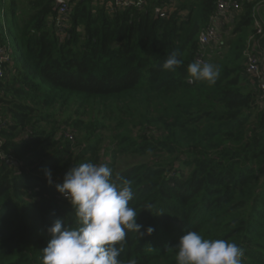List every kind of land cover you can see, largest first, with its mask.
Listing matches in <instances>:
<instances>
[{
	"label": "trees",
	"instance_id": "trees-1",
	"mask_svg": "<svg viewBox=\"0 0 264 264\" xmlns=\"http://www.w3.org/2000/svg\"><path fill=\"white\" fill-rule=\"evenodd\" d=\"M112 2L69 0L60 32L55 0H0V43L12 54L0 137L16 160L0 159V264H42L53 222L76 226L56 185L84 162L107 164L117 184L131 181L129 206L142 227L126 230L121 264H177L171 247L187 231L236 243L241 264H264V109L256 79L243 73L257 1L242 3L230 40L220 43L225 51L206 47L208 63L220 69L214 84L190 80L187 67L216 0H184L164 18L152 2L109 11ZM259 24L252 47L264 51ZM173 52L182 64L163 69ZM88 108V121L73 118ZM105 126L114 129L106 146ZM122 155L150 158L118 167Z\"/></svg>",
	"mask_w": 264,
	"mask_h": 264
},
{
	"label": "clouds",
	"instance_id": "clouds-1",
	"mask_svg": "<svg viewBox=\"0 0 264 264\" xmlns=\"http://www.w3.org/2000/svg\"><path fill=\"white\" fill-rule=\"evenodd\" d=\"M182 64L176 53L170 54L162 68L172 70ZM220 69L211 63L192 62L187 73L192 81L214 84ZM52 183V173L45 170ZM112 170L104 163L84 162L70 168L56 191L74 209L76 226H65L56 219L47 229L50 240L42 252V264H121L123 242L127 231L140 232L137 212L129 206L133 198L131 181L117 184ZM154 228L145 232L151 234ZM119 245V246H118ZM177 264H241L242 250L234 242L205 239L196 231H187L175 245ZM135 264V261H129Z\"/></svg>",
	"mask_w": 264,
	"mask_h": 264
},
{
	"label": "built area",
	"instance_id": "built-area-1",
	"mask_svg": "<svg viewBox=\"0 0 264 264\" xmlns=\"http://www.w3.org/2000/svg\"><path fill=\"white\" fill-rule=\"evenodd\" d=\"M184 0H113L112 6L108 8L112 11L113 8L121 9L128 6H135L142 8L148 2L153 3V11L157 17L164 18L169 12L174 10V6L177 3H181ZM57 5V18L55 20V26L58 31L63 32L68 27L70 5L69 0H55ZM240 7L239 0H216L215 11L210 18V21L205 28H203L198 34V42L200 50L195 55V62L208 63L206 56V47L219 41L220 28L224 27L228 14L237 11ZM262 28L259 23L255 24V33L250 35L243 54L245 57L243 73L247 77L255 78L257 81L258 109H264V72L262 70V62L259 55L256 52L255 47H252V41L255 39L256 34H261ZM5 39L8 41L9 36L5 33ZM12 62V54L8 43H0V95L2 94V84L5 81L9 65ZM65 136L67 139L72 140V134L66 130ZM3 140L0 137V159H2L7 165L12 166L16 164V160L10 155L5 156L2 150Z\"/></svg>",
	"mask_w": 264,
	"mask_h": 264
},
{
	"label": "crops",
	"instance_id": "crops-1",
	"mask_svg": "<svg viewBox=\"0 0 264 264\" xmlns=\"http://www.w3.org/2000/svg\"><path fill=\"white\" fill-rule=\"evenodd\" d=\"M253 1H257V4L254 6V9H253V11H254L253 16H255V14H256V17L254 18V23L255 22L256 23H263L264 22V19H263L264 18V0H239L241 7L237 11H235L233 13H229L228 14V20H227L225 26L220 28V37H219V41L220 42L216 41L214 43H211V44H209L207 46V48L208 47L210 48V46L214 47V46H216L218 44L216 46L217 50H214V52L212 51L213 53H215V51H216V54L217 53L219 54V53H221V52H223V51H225L227 49V48H222V46H221L222 44H220V43H222V41L225 38H228V41L230 40L231 30L235 26V24L233 22V19L236 18L238 16V14L242 12V9H243L242 8V3L253 2ZM184 15H186V11H183L181 13V16H184ZM259 16H260V18L262 20L259 18ZM229 48L230 47H229V44H228V49ZM256 51H257V54L259 55L260 60L262 62V70L264 72V51L261 49L260 46L258 48H256Z\"/></svg>",
	"mask_w": 264,
	"mask_h": 264
},
{
	"label": "rangeland",
	"instance_id": "rangeland-1",
	"mask_svg": "<svg viewBox=\"0 0 264 264\" xmlns=\"http://www.w3.org/2000/svg\"><path fill=\"white\" fill-rule=\"evenodd\" d=\"M1 1H3V3H4L6 0H1ZM2 7H3V4L0 3V10H2ZM7 35L10 37V34L9 33ZM74 109H76V106L75 105L72 106L71 109L69 108L68 110H65V114H61L60 115L61 118L62 119L65 118ZM93 112L95 113L96 116H101V113L98 112L96 109H94ZM89 116H90V110L88 108V110L86 111V113L82 114V112H78V114L76 116L73 115V118H77V117L79 118L80 117V118L84 119L85 121H88ZM105 121H106L107 124L110 123V119L109 120H105ZM65 129H69L71 131L73 130V128L71 127V125L66 126ZM112 133H114V129L111 126L102 127V129L100 130V134L102 135V138H101L102 139V144H104V146L107 145V143H108L107 141L110 139V134H112ZM74 134H76L75 131H74ZM149 158H150L149 156H145V157H141V156H127V157H124L122 155V156H119L118 158H116V165L118 167H123L124 165H128L130 163L148 161Z\"/></svg>",
	"mask_w": 264,
	"mask_h": 264
},
{
	"label": "water",
	"instance_id": "water-1",
	"mask_svg": "<svg viewBox=\"0 0 264 264\" xmlns=\"http://www.w3.org/2000/svg\"><path fill=\"white\" fill-rule=\"evenodd\" d=\"M57 8V5H56V7H55V9ZM155 17H157V15H155Z\"/></svg>",
	"mask_w": 264,
	"mask_h": 264
}]
</instances>
